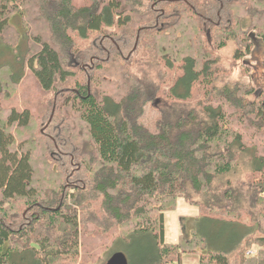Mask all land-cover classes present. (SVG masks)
Masks as SVG:
<instances>
[{
    "label": "trees",
    "instance_id": "trees-1",
    "mask_svg": "<svg viewBox=\"0 0 264 264\" xmlns=\"http://www.w3.org/2000/svg\"><path fill=\"white\" fill-rule=\"evenodd\" d=\"M220 2L0 0V40L19 17L23 26L29 20L33 29L32 36L17 32L30 46L21 57V71L12 65L0 67L2 87L16 90L27 66L43 93L67 89L63 108L69 106L84 126L96 157L92 160L98 161L96 169L89 171L92 190L101 197L105 216L126 229L127 234L113 241V246L137 239L138 264H181L180 251L198 247L202 249L201 264H230L227 254L252 229L233 220L204 216L196 220V237L190 241L182 237L180 244L173 246L165 244L164 214L176 208L178 198L190 204L195 202L193 194L216 198L210 193L213 183L231 172L239 157L247 155L255 167L253 172L261 174L253 181L257 198L264 193V155L244 139L250 127L259 130L253 135L264 138V93L263 100L260 93L251 101L252 89L224 83L230 69L216 56L229 42L238 41L241 47L234 57L241 61L250 55L254 36L264 42V0ZM102 38L111 56L124 57L136 54L142 46L156 45L169 67L168 75L159 78L170 77L174 102L155 104L154 100L165 94L156 81L138 80L123 94L100 96L92 91L87 73L83 75L86 81L78 80L75 72L65 67L64 50L78 62L88 61L102 52L93 41L83 50L78 42ZM101 67L99 64L91 71ZM123 74L125 81L130 79L128 72ZM4 75L7 78L2 82ZM193 98L201 107L187 103ZM151 102L160 113L152 124L144 116ZM42 105L39 112L44 117L48 108ZM18 106L10 102L0 109V264L66 262L79 251L78 219L68 199L78 182L83 180L84 186L88 179L79 178L81 168L79 175L76 170L68 176L60 158L47 159L52 149L65 144L61 141L47 148L48 142L40 140L44 135L30 137L39 118L31 108ZM79 155L76 153L75 159ZM227 197L232 207L238 206L231 194ZM251 244L264 249V235L245 240L236 253L239 264L253 262L244 256Z\"/></svg>",
    "mask_w": 264,
    "mask_h": 264
},
{
    "label": "rangeland",
    "instance_id": "rangeland-1",
    "mask_svg": "<svg viewBox=\"0 0 264 264\" xmlns=\"http://www.w3.org/2000/svg\"><path fill=\"white\" fill-rule=\"evenodd\" d=\"M27 13L25 14L27 15ZM19 19L20 17L12 21L13 28L0 40V67L12 65L17 72L21 71L23 66L21 57L26 55L25 52L30 46L27 45L26 40H20V35L21 33H27V36H32L33 34V29L28 23L29 20H25L26 25L24 24L23 26ZM153 33L155 32H152L151 35L154 38L156 34ZM256 37H253L250 55L243 59H246L244 65L241 63L243 60L237 61L234 57L235 51L241 47V43L238 41L229 42L223 50L216 53V56L222 60L223 65L230 69L224 83L229 85L241 84L252 89L255 93L249 96L251 101L256 100L255 94L258 95L260 93H262L261 99L263 100L262 95L264 93V42L261 39L257 40ZM104 40L102 38L100 41L92 39L87 43L78 42L83 50V48L90 46L93 41V44L97 45L95 48L102 52L99 57H90L88 61L85 59L78 62L70 51L64 50V57L66 56L65 67L75 72L77 79L81 81H86L87 77L83 78V75L85 76L86 74L84 73H87L89 75L88 83H93L92 91L98 92L100 96L107 93L112 95L123 94L127 86L130 89L133 85L136 86L138 80L143 81L146 79L152 82L156 81L163 88L161 92L165 93L162 94L163 96L161 95L162 97L154 100L156 101L155 104L162 103L163 106H169L174 102L170 94V88L173 85V82L169 81L170 77L168 76L164 81H162L163 77L159 78L165 73L168 75L167 68L169 67L165 61H162L161 55L155 50L156 45L142 46L136 54H125V56L123 55L124 57H119L118 55L111 56L108 54L105 48L109 47ZM4 42L14 47L12 49L8 48ZM16 56H18V59H16ZM99 64H101L102 67L100 69L102 70L91 71L93 68L97 69ZM124 70L126 74L127 72L130 74V79L126 78V81L123 74ZM6 78L7 75H4L1 78L2 82L6 81ZM66 90L58 87L53 93H43L38 88L27 66H24V78L18 84L16 90L11 86L8 89L4 86L2 87L0 81V109L10 102L12 105H19L18 107L31 108L39 120H37V125L32 126L30 137L34 138L35 135H44L41 139L39 136L36 137L41 141H47V148L61 141L67 145L66 148L65 145L56 147L55 150L57 151L52 149L47 155V159L52 157L51 161H58L60 158L62 163L65 164L66 162L67 165L61 164L60 166L64 168V172L68 176L72 175L76 170L77 174L78 169L81 168L79 178L88 179V183L84 186L82 185L84 184L83 180L80 183L78 182V188L75 191L71 190L72 196L68 199L71 211L77 215L78 219L79 251L76 257L73 256L66 262L60 260L58 264H138L137 247L139 249V244L137 239L135 240L136 242L123 241L118 243L119 247L117 245L113 246V241L127 234L126 229L105 216L101 207V197L92 190L91 169H96L98 161L94 163V160H92L95 155L84 126H80L76 114L69 106L63 108V101L68 96V91ZM175 103L177 104L176 101ZM181 103L184 102H179V104ZM187 103L191 107L198 104L201 107L200 103L197 104L194 98L188 100ZM42 104L46 105V109L48 108L44 117H41L42 111L39 112L40 106H43ZM152 106L153 102L148 103L144 113L147 118L146 121L150 124L154 123L156 117L160 115L158 110L156 108L153 109ZM50 118L51 120L53 119L52 122ZM250 128L251 130L244 136L245 141L250 146H258L259 154L264 155V138L262 135H253L252 132H258L259 130ZM27 132H30V129ZM23 137H26V132ZM17 138L20 141L18 136ZM56 152H59V154H56ZM76 153L80 154L78 159H75ZM37 154L38 158H40V153ZM238 160L236 167L231 172L213 183L210 193L216 198L208 199L203 194H193L195 202L192 204L183 198H178L176 208L165 212V244L177 246L180 244L182 237L187 241L192 240L196 237V220L204 216L220 220H233L252 229L251 234L246 239L243 238L242 241L239 240L237 242L238 248L236 247L231 253L227 254L230 264H239L236 259V253L243 246L245 240L251 239L253 241L255 237L264 235V193L260 196L261 199L257 198L259 193L253 181L258 180L261 174L253 172L255 167L251 164L250 156L239 157ZM56 170L59 169L56 168ZM81 173L84 175L83 177ZM134 173L137 172L134 171ZM227 194H231V197L238 201V206H231L233 202L228 200ZM218 205L225 206V209H220ZM226 207H229L230 210L226 209ZM220 231L228 233L223 227H220ZM139 243L144 246L143 242ZM245 253V259L253 260L251 264H264V249L258 245L251 244L246 248ZM201 254V247L193 251L184 249V251H180L181 257L179 261L181 264H201ZM116 256L115 263H112V258Z\"/></svg>",
    "mask_w": 264,
    "mask_h": 264
},
{
    "label": "water",
    "instance_id": "water-1",
    "mask_svg": "<svg viewBox=\"0 0 264 264\" xmlns=\"http://www.w3.org/2000/svg\"><path fill=\"white\" fill-rule=\"evenodd\" d=\"M119 256H121V255H119ZM113 260H112V263H115V261H116V259H117V256L115 257V258H112Z\"/></svg>",
    "mask_w": 264,
    "mask_h": 264
}]
</instances>
